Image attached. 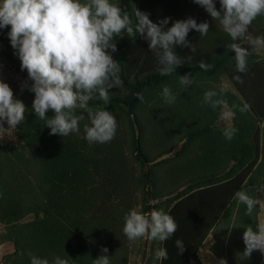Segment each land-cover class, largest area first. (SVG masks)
<instances>
[{"label": "trees", "instance_id": "16d2710c", "mask_svg": "<svg viewBox=\"0 0 264 264\" xmlns=\"http://www.w3.org/2000/svg\"><path fill=\"white\" fill-rule=\"evenodd\" d=\"M117 2L130 16L136 6L157 23L170 17L168 27L192 17L197 23L207 21L209 31L204 36L195 30L188 33L196 51L176 46L184 64L166 76L157 71L148 41L139 35L133 40L126 32L115 38L117 51L112 55L120 61L123 87L110 91L107 104L98 98L88 102L116 117V135L108 143L87 142L84 125L89 121L79 108L77 114L85 118L78 133L51 135L45 121L32 112L34 93L27 92L25 120L15 129L20 143L0 144V225L5 226L0 241L14 247L4 263L31 264V253L50 262L60 256L70 264H93L107 247L111 264H128L132 253L141 255L144 264H201L197 253L209 233V251L227 264H264L259 251L249 258L243 254L244 228H255L260 204L248 216L246 206L235 198L243 187L264 204V49L253 52L247 72L239 73L234 51L226 49L233 43L230 36L194 0ZM215 3L219 10V0ZM249 28L251 35L264 36V15ZM8 30L0 29V58L26 79ZM201 59L212 67L201 69ZM186 73L193 78L187 90L178 83ZM228 73L241 77L243 83H235L252 102L221 88ZM165 84L176 95L174 104L163 101ZM207 90L217 91L225 103L216 109L202 106ZM224 106L230 123L217 126ZM228 126L238 130L230 141L223 135ZM134 207L145 214L153 209L169 213L178 225L175 234L164 242L149 239L148 245L145 238L129 241L122 231L123 218ZM177 239L185 245L183 253ZM159 248L167 250V259H155Z\"/></svg>", "mask_w": 264, "mask_h": 264}, {"label": "clouds", "instance_id": "9594fccd", "mask_svg": "<svg viewBox=\"0 0 264 264\" xmlns=\"http://www.w3.org/2000/svg\"><path fill=\"white\" fill-rule=\"evenodd\" d=\"M194 2L218 21L230 36L233 43L226 49L235 53L236 71L247 72L248 57L264 49V36L254 37L249 33L252 22L264 15V0H219V10L215 0ZM149 15L135 6L130 16L117 0H0V29H9L7 36L20 60L21 71L27 72L21 89L27 88L34 93L32 112L45 121L51 135L65 137L78 133L80 121L85 118L83 114H77L79 108L84 110L89 121L84 125V138L88 143H108L115 137L118 127L115 115L100 106L90 107L88 102L98 98L107 104L110 91L123 87L120 61L112 55L117 51L116 37L121 38L126 32L133 40L139 35L148 41L149 49L157 58V71L166 76L184 64L175 51L176 46L188 47L195 52L194 44L187 39L188 33L195 30L204 36L210 27L207 21L197 23L192 17L177 19L168 27L170 17L157 23ZM198 64L205 71L212 67L202 59ZM234 79L243 83L239 75ZM178 83L187 90L193 84L192 73L180 75ZM161 87L164 103L174 104L176 95L172 88L167 84ZM135 95L143 101L141 93ZM224 103L217 91L207 90L201 105L216 109ZM26 110V105L15 97L10 85L0 79V136L11 135L25 120ZM49 111L53 113L50 117L47 115ZM226 115L223 113L221 119ZM237 131L228 126L223 129V135L230 141ZM235 198L246 206L248 216H252L261 203L243 187L236 191ZM123 219L122 231L129 241L148 238L164 242L178 228L174 217L162 209L145 214L134 207ZM242 239L245 257H251L253 251L264 254V222H257L255 228L252 225L245 227ZM175 244L183 253L185 245L182 240L177 239ZM101 253L93 264H111L108 248H102ZM29 255L31 264H70L69 259L60 256L50 262L47 258ZM167 258L165 248L156 251L157 261ZM218 264H227V261L221 258Z\"/></svg>", "mask_w": 264, "mask_h": 264}, {"label": "rangeland", "instance_id": "374dc122", "mask_svg": "<svg viewBox=\"0 0 264 264\" xmlns=\"http://www.w3.org/2000/svg\"><path fill=\"white\" fill-rule=\"evenodd\" d=\"M252 36L255 37L256 35H252ZM257 36H260V35H257ZM248 47H250V46H248ZM229 74L230 73H228L227 75H225L222 78V80L220 82L221 88L222 89H228V90H235L237 92H240V93H242L244 100L251 101L252 99L249 96V94L244 93L243 89L239 85V83H237V82L235 83V79L233 78L232 75H229ZM0 79L4 80L5 82H7L10 85V87L13 89V92H14V95L16 98L24 101L28 90H27V88H24L22 90L21 85L26 79L21 75V73H19L15 69L14 66H12L10 63L6 62L2 58H0ZM223 113H227V115L219 121L217 126H226L230 123L231 116H230L228 108L226 106H224V108H223ZM5 127H7L6 124H5ZM18 143H20V142L16 138L15 130L13 131V133L11 135H8L7 133H5L3 136H0V144L14 145V144H18ZM178 149H179V146L177 148H175L170 154L174 155L178 151ZM260 207H261V209H260V212L258 214V222H264V204L262 202L260 203ZM4 230H5V226L1 224L0 225V236ZM144 240H146V244L148 245L149 239L145 238ZM202 248H203V252L207 250L206 249V243L202 246ZM13 250H14V247H13V244L11 242L0 241V264H5L4 261L8 258V255L13 252ZM128 264H144V261H143V258L141 255L135 256L134 253H132L130 255V262Z\"/></svg>", "mask_w": 264, "mask_h": 264}, {"label": "crops", "instance_id": "0c3cea01", "mask_svg": "<svg viewBox=\"0 0 264 264\" xmlns=\"http://www.w3.org/2000/svg\"><path fill=\"white\" fill-rule=\"evenodd\" d=\"M210 234L207 233L202 241V246L206 243V251L203 252V248L201 246V248L199 249V252L197 253L199 260L201 262V264H218L220 258H218L217 256H215L214 254H209V249H208V245L210 243ZM202 253H203V259H202ZM264 255V254H263Z\"/></svg>", "mask_w": 264, "mask_h": 264}]
</instances>
